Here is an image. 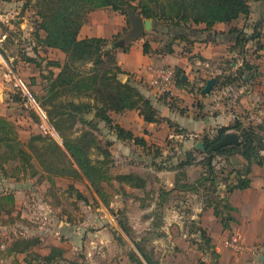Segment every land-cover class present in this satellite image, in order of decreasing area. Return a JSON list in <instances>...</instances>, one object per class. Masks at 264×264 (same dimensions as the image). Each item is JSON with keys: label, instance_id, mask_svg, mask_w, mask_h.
<instances>
[{"label": "crops", "instance_id": "crops-1", "mask_svg": "<svg viewBox=\"0 0 264 264\" xmlns=\"http://www.w3.org/2000/svg\"><path fill=\"white\" fill-rule=\"evenodd\" d=\"M112 11L115 10L99 8L93 11L82 28V37L99 36L112 38V36L118 34L120 28L124 27V19L121 15H111L112 13L110 12ZM116 12L118 11H115L114 14ZM245 20L247 18H240L231 24L218 22L213 30L199 33V37L196 38L197 40L191 45L192 48L189 51L190 55L198 54L193 57V67L200 64L203 65L198 67L203 72L197 77H194V74L192 75L189 72V69L192 68L190 61L192 59H189L190 57H184L179 54L174 46V52L158 49L160 44L155 42V39H147L148 35L142 38L143 45H130L131 43L135 44L134 40L125 45L128 46V49L123 50V56L117 53L120 66L126 71L121 76L122 81L130 80L136 84L146 96L152 99L153 104L165 120L159 124L146 122L136 110H127L121 113L112 112V116L113 114L126 115L135 113L139 118L138 120L144 124V129L140 133L136 128L118 122L125 128L132 130L135 135L143 137L149 145H153L152 149H146L136 144L133 140H121L110 129L109 138L113 142L110 147L113 155V167L128 164V167L120 173L132 172L141 175L147 179V185L144 188H140L131 186L126 182L114 180L113 183L120 190L110 193L116 199L111 200L108 205L101 200L91 187L94 200L82 191L86 197L91 199V201L83 202L86 211L90 209L126 210L127 199H131V201L135 199L134 195L130 193L134 191L138 192V194L145 191L149 192L152 182L157 183L158 181L163 189H173L176 184L178 169H173L172 167L177 166L181 160L185 159L186 153L196 148V143L203 141L204 135H215L218 128L231 125L236 118L242 120L246 125L259 124L264 120V90L262 89L264 88V65L261 63L264 62V48H257V53L261 54L263 58L258 57V55L254 57L248 54L250 43L253 39L260 38V27L258 26L261 25V22L260 25L255 26L258 27L259 32L249 36L247 31L243 29L234 30L237 29L238 23H242ZM1 30L3 29L0 26ZM5 36L4 31L0 33V38ZM239 37L244 40L243 43L238 44ZM146 40L151 45V52L148 53L144 51ZM241 48L245 50L242 54H240ZM224 53L234 58L230 62L231 72L227 75L226 73H220L216 77V84L212 90L209 93H203V88L208 80L205 75L207 71L203 69L208 67L211 59L218 58ZM61 55L63 58L64 54L61 53ZM201 59L203 60L201 61ZM246 62L251 65V68L245 66ZM151 66L180 68L184 71L183 74L186 80L183 79V81L185 83L177 84L175 80V85L172 86L170 93H161L151 84ZM241 71H244L242 78L238 76ZM227 77L229 78L227 79ZM225 80L226 82L224 83ZM196 90L199 92H196ZM226 94L227 97H224ZM128 116L126 115V117ZM178 129H183L185 132L180 133ZM160 133L164 137L160 136ZM167 138L173 141L174 144L171 146L178 153L177 156L164 158L163 154L167 152L165 146ZM129 143L133 144L137 149L131 151L128 147ZM154 147L161 150L158 156H155ZM197 153H200V155L198 156ZM195 156L197 157L196 162L189 165L186 170L188 182L190 183H195L206 170L203 163L197 162L203 158L202 152H195ZM236 159L240 164L246 162L242 156H237ZM222 160L225 165L221 169L216 167L219 170L216 195L221 198L228 197L230 204L234 207L231 211L234 220H231L228 227H224L220 217L216 216L215 206L209 205L203 189L178 188L163 202L161 201L160 192H156L155 195L152 194V201L149 204L146 203L145 208L143 205L144 195L136 197L138 203L134 208L151 212L145 220L148 227L153 230L160 228L162 232V235L156 238L152 234L154 233L153 231L152 235L147 237L146 240L150 241L152 239V242L177 244L181 249L177 252L179 255H170L171 259H168L169 255L161 256L162 264H264V260L261 259V256L264 255V166L259 164L252 165V170L248 174L250 179L248 187L243 189L235 188L232 191H228V184L237 183L238 176L236 171H232L229 174L232 166L223 158ZM228 175L229 180L223 179ZM184 182L185 180L181 181V183ZM139 200L141 203H139ZM115 206L117 209H114ZM159 211L161 212L160 214H158ZM88 212L90 213V211ZM110 221L111 219L107 217V213L103 216V214L100 215L98 212H94V214L85 215L84 219L78 218L76 222L62 220L61 223L64 225L63 234L67 235L68 241L74 247L82 244H91L94 247L99 243L107 244L108 241L112 240L113 237L110 236V231L107 229L108 226H105ZM138 221L142 222L141 218ZM89 224L95 227L94 232L88 230ZM189 226H194L195 230L193 232L189 231ZM197 226L206 229L211 239L212 246L207 252L200 248V245L204 244V240L197 232ZM110 227L120 232L118 225L111 223ZM235 233L241 234L248 244L254 245L256 252L238 254L227 247L225 240ZM189 239L193 240L192 242L197 245V249L193 252L192 249L191 252L187 251L191 242ZM52 245L64 248L60 240L55 241ZM64 256L68 258L66 252ZM110 256L113 258L114 255ZM136 257L144 260L140 254L136 255ZM129 258L130 256L126 255L125 257L124 255V261L121 264H126L127 259L130 264Z\"/></svg>", "mask_w": 264, "mask_h": 264}, {"label": "trees", "instance_id": "trees-1", "mask_svg": "<svg viewBox=\"0 0 264 264\" xmlns=\"http://www.w3.org/2000/svg\"><path fill=\"white\" fill-rule=\"evenodd\" d=\"M251 2L252 0H138L137 3L135 0H35L34 8L37 15L35 31L40 44L43 47L58 49L65 55L63 62L58 59L52 62L59 71L52 72L48 77L49 84L44 96H47V104L50 103L53 109H47L46 102L43 103L39 99L46 107L50 122L62 138V142L54 137L39 134L34 137L35 144H32L33 147L38 148L37 153L31 155L24 148H19L18 153L30 167L33 166L32 158H34L45 166L50 175L68 177L73 181H87L106 205L110 203L107 186H112L114 180L126 182L134 187H146L147 179L141 175L132 172L118 175L112 173L113 155L110 147L113 142L111 140L104 142L95 133V129L98 122L103 121L119 139L133 140L146 149H152L153 145H149L143 137L135 135L132 130L116 122L112 112L136 110L144 121L157 124L162 123L165 118L160 115L152 99L136 84L130 80L122 81L121 76L126 71L118 62L116 44L110 42V38L82 37L84 24L90 14L99 8L118 11L125 15L129 22L125 10V7L129 6L141 13L144 18L152 19L156 24L153 30H160L161 26H166V30L162 29L166 32L170 28L177 27L186 30L173 38L193 45L197 39L191 37L192 31H211L218 22L231 24L240 18H248L252 12ZM243 42L244 40L239 37L238 44ZM260 48H264V44H261ZM127 49L128 46L123 47L124 51ZM166 50L174 52L171 44L167 45ZM1 51L4 53L3 50ZM144 51L146 53L151 51L149 41L145 42ZM243 52L245 50L241 48L240 54ZM27 59L33 58L27 57ZM245 66L251 68L247 62ZM174 69L177 84L185 83L182 78L184 71L180 68ZM243 75L244 71L238 73L240 78ZM67 94L70 97L67 100L62 99ZM89 113H95V116L92 119L90 117L85 119L84 114ZM79 116V120L90 128L76 134L75 126ZM168 123L173 126L170 121ZM178 131L185 132L183 129ZM231 132L240 135L239 144L212 148L217 141ZM14 134L12 123L0 115V142L8 143L14 140ZM203 141L206 146L205 151L193 148L186 153L185 159L172 167L178 169L176 184L171 190L161 189V201H165L178 188L203 189L209 205L215 206L216 216L220 217L224 227H228L231 220H234L231 214L234 207L228 197L221 198L216 195L219 170L216 168L215 159L218 156L223 157L232 166L229 174L232 171L237 172L238 181L228 184V191L248 187L250 184L248 174L252 170V165L264 166V120L259 124L246 125L236 118L231 125L218 128L215 135H204ZM9 146L14 147L12 144ZM154 148L155 156H158L161 150ZM195 152H202L203 158L197 162L203 163L206 170L195 183H190L186 170L189 165L196 162ZM6 154L10 152L3 155ZM237 156H242L246 162L240 164L236 159ZM223 179L229 180V175ZM182 180L185 182L181 183ZM70 187L75 190L77 200L87 201V197L74 184ZM14 203L15 197L12 194L1 195L0 212L10 211ZM160 213L159 211L158 214ZM119 223L124 231H129V227L122 219H119ZM196 230L204 240L200 248L207 252L212 246L207 230L201 226H197ZM145 242L146 238L135 242L145 262L162 264L153 252L145 248ZM41 243V238L37 236L18 237L11 244L9 243L7 251L24 254L23 259L26 264H56L65 259V249L61 246H49L47 253L35 250V247ZM129 255L134 257L137 254L129 252ZM135 260L138 264H146L140 257Z\"/></svg>", "mask_w": 264, "mask_h": 264}, {"label": "rangeland", "instance_id": "rangeland-1", "mask_svg": "<svg viewBox=\"0 0 264 264\" xmlns=\"http://www.w3.org/2000/svg\"><path fill=\"white\" fill-rule=\"evenodd\" d=\"M34 1L35 0H31V2L30 0H0V26L3 29L0 33L4 31L6 34L5 37L0 38V115L7 118L15 129L14 140L8 143L0 142V196L12 194L15 197V203L10 208V211L5 210L0 212V264H26L23 259L24 254L9 253L7 247L15 238L32 236L41 238L42 243L35 247V250L41 253L48 251L49 246L55 241L60 240L62 242L68 258L65 257V259L56 264H121V262L124 261V255L125 257L126 255L128 257L130 256V264H138L135 260L138 257H136V255H134V257L129 255V252L137 255L140 254L135 242L144 238L147 239V237L152 234L156 236V238H159L162 232L160 228L153 230L148 227L145 220L151 212L135 209L134 206L138 203L136 197L144 195L143 205L145 208L146 203L149 204L152 201V194L155 195L156 192H161V189H163L158 181L157 183H151L149 192L145 191L144 193L140 192L138 194V192L134 191L130 193L134 195L135 199L133 198L134 200L132 201L131 199H127L128 204L126 210H88L90 213L94 214V212H98L100 215L103 214V216L107 213V217H110L111 221L106 223L107 225L105 226H108L107 229L110 231V236L113 238L111 241H108L107 244L99 243L94 247H92L91 244H82L79 246L75 245L74 247L68 241L67 235L63 234L62 229L64 225H62L61 222L62 220L76 222L78 218L84 219L85 215H90V213L86 211V207L83 206L86 201L77 200L74 192L75 190L72 189L70 185L74 184L78 189L94 200L91 186L87 181H73L72 179H68V177L50 175L51 173L46 170L45 166L34 158H32L33 166L30 167L28 165L29 163L24 161L23 157L18 153L19 148H24L31 155L37 153L36 149L38 148L33 147L32 144H35L34 137L39 134L54 137L57 141L62 142V138L59 136L47 135L40 131L35 113L25 105V101H23L22 95L16 87L15 82L6 75L8 68H12L17 75L28 83L37 98L42 100L43 103L46 102L47 109H53L50 103L47 104L48 98L44 95H46V88L49 84L48 77L52 72L58 73L59 71V68L52 64V62L57 59L63 62L65 55L62 58V52L60 53V50L43 47V45L40 44L35 31V19L37 15L35 14ZM137 2L138 0H135V3ZM251 4V15L244 22L238 23L237 29H243L247 31V35L251 36L257 34L259 32L258 27H260V38L253 39L249 45L248 54L254 57L258 55V57L263 58L261 54L257 53V48H259L261 44H264V0H252ZM114 12L115 11L110 12L112 13L111 15H121V17H123L124 27L122 26L123 28H120L118 34L112 36V38L110 37V42L112 43L120 40L131 28V23L127 21L125 15L120 12L114 14ZM256 25L260 26L255 27ZM160 28V30L148 31L147 39H155V42L160 44L158 49L166 50L167 45L171 44L179 54L192 59L190 60L191 65L192 63L194 64L193 57L198 54H189L192 48L191 44L187 41L173 38L184 31L186 32V30L177 27L170 28L169 31L166 32L163 31L166 30V26H161ZM199 33L198 31H192L191 37L196 39L199 37ZM130 45L141 46L143 45V40L140 38L135 40V44L131 43ZM123 47L124 46H117L115 48L120 56L124 55ZM1 50H3L4 53H2ZM27 57H32L33 59L28 60ZM232 59L234 58L231 55L225 53L220 57L218 56V58L211 59L208 67L203 69L207 71L205 73L206 77H208L207 79L217 77L220 73L229 74V72H231L230 62ZM202 60L203 59H201V61ZM261 63L264 65V62ZM199 66L203 65L200 64L194 67L192 65V68L189 69V72L192 75L194 74V77L199 76L200 73L203 72L201 69H198ZM174 85L175 83L173 86ZM171 89L168 91L169 93ZM262 89L264 90V88ZM196 92L199 91L196 90ZM69 97L70 96L67 94V96H63L62 99L67 100ZM224 97H227V94L226 96L224 95ZM126 115L129 116L126 117ZM126 115L113 114L117 122L132 126L141 133L144 129V124L138 120L139 118L137 115H135V113ZM94 116L95 113L84 114L85 119L89 117L92 119ZM79 118L80 116L75 126L76 134L80 133L83 129L90 128L88 125L81 122ZM109 132V128L105 125V122L99 121L97 129H95V133L98 137L104 142L110 140ZM160 136L163 135L160 133ZM166 142L165 146L167 152L163 154L164 158L177 156L178 153L174 150L173 146H171L174 144L173 141L167 138ZM9 144L14 145V147L9 146ZM128 147L131 151L137 149L131 143H129ZM7 152H10V154L3 155ZM197 155L199 156L200 153H197ZM93 157H95V155H93ZM222 158L223 157L218 156L215 159V164L218 169H221L222 166L225 165V163L222 162ZM224 160L227 161L226 159ZM123 166H112V173L114 175L121 174L120 172H123L125 168L128 167V164H124ZM107 188L109 190L110 201L115 200L116 198L111 196L110 193H114V191L120 189L114 183L112 186H107ZM89 197H87V201H91ZM139 203H141V201ZM114 209H117V207L115 206ZM140 218L142 222L138 221ZM119 219H122L127 224L129 231H124L122 229ZM111 223L118 225L120 232L110 227ZM89 225L88 230L94 232L95 227L91 226V224ZM188 230L193 232L195 227L189 226ZM153 231L154 233H152ZM191 239H189V241ZM192 241L193 240H191L187 251L191 252L192 249L193 252L197 249L196 243ZM144 246L147 250L153 252L154 256L160 261L161 256L169 255L168 259H171L172 257L170 255H179L177 252L181 250L177 244L152 242V239L150 241L146 240ZM110 255H114L113 258H111ZM38 261L39 260H37V262ZM126 264H129L128 259L126 260Z\"/></svg>", "mask_w": 264, "mask_h": 264}, {"label": "built area", "instance_id": "built-area-1", "mask_svg": "<svg viewBox=\"0 0 264 264\" xmlns=\"http://www.w3.org/2000/svg\"><path fill=\"white\" fill-rule=\"evenodd\" d=\"M150 70L152 73L151 84L161 93L168 92L175 83V69L168 66H151ZM6 75L15 82L16 87L22 95L23 101H25V105L35 113L38 119L37 123L40 130L50 135L59 136L54 125L50 122L47 109L37 98L36 94L32 91L28 83L22 77L17 75L12 68H8ZM225 244L238 254L245 252H256V247L254 245L248 244L244 237L239 233H235L227 238L225 240Z\"/></svg>", "mask_w": 264, "mask_h": 264}, {"label": "water", "instance_id": "water-1", "mask_svg": "<svg viewBox=\"0 0 264 264\" xmlns=\"http://www.w3.org/2000/svg\"><path fill=\"white\" fill-rule=\"evenodd\" d=\"M125 10L127 12L128 20L131 23V28L120 40L115 42L116 46L118 47L125 46L138 38H145L147 32L153 30L156 25L152 19L144 18V16L141 13L137 12L136 10H134L129 6H126ZM182 78L186 80L185 75H183ZM215 84H216V77H212L208 79L206 86L203 88V93H209ZM240 142H241L240 135L237 132H231L226 134L219 141H217L212 146V148L217 149L226 145L239 144ZM196 148L205 151L206 150L205 143L203 141H198L196 143ZM261 259L264 260V255L261 256Z\"/></svg>", "mask_w": 264, "mask_h": 264}]
</instances>
